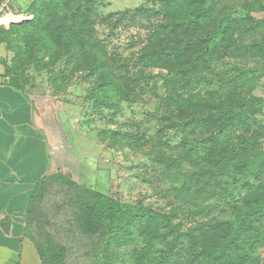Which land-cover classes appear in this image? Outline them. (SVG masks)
Returning a JSON list of instances; mask_svg holds the SVG:
<instances>
[{
    "label": "rangeland",
    "instance_id": "rangeland-1",
    "mask_svg": "<svg viewBox=\"0 0 264 264\" xmlns=\"http://www.w3.org/2000/svg\"><path fill=\"white\" fill-rule=\"evenodd\" d=\"M44 1L58 12L60 26L83 0ZM163 1L104 0L90 15L80 11V24L84 18L92 20V30L78 36L81 43L95 36L101 51L94 50L90 55L88 47L79 48L77 60L67 54L49 62L39 43L46 33L33 21V5L39 6L41 0H0V65L7 82L16 84L32 101L39 124L49 134L53 154L51 171L38 184L27 214L23 261L28 264H46L40 256L41 249L51 253L47 264H99L96 249L103 232L94 234L83 226L82 196L72 183L121 203L140 204L170 214L185 229L202 220L198 213L190 216L187 199L181 200L176 190L183 181L173 182L166 167L155 160V150L149 153L141 138L133 140V136L153 139L160 133L163 148L177 154L184 136L169 127V118L181 126L188 116L169 101L177 86L172 81L171 67L184 68L186 58L181 57L170 67L145 68L140 64L144 47L170 56L178 49H186L192 37L215 30L222 19L231 17L233 24L221 35L220 42H213L216 36L200 39L186 56L190 60L197 53L206 54L200 56L197 66V83L202 89L190 92L197 95L205 92L204 87L213 89L210 98L217 105L239 98H260L264 102V10L260 9L264 0H184L195 10L206 5L214 11L207 21H196L172 37L167 25H178L182 20L175 12L166 15ZM250 5L254 9L249 13ZM42 25H46L45 20ZM93 55L108 61L91 74ZM120 61H125L126 68L116 66ZM111 72L117 81L105 91L103 80ZM178 94L175 96H189ZM253 118L264 129V103ZM125 133L133 136L125 138ZM258 153L264 154V140ZM203 166L201 163L200 168ZM192 168L200 170L198 166ZM215 199L216 196L209 197L202 205L214 203ZM134 245L137 244L127 246V250ZM259 252L264 264V246Z\"/></svg>",
    "mask_w": 264,
    "mask_h": 264
},
{
    "label": "trees",
    "instance_id": "trees-1",
    "mask_svg": "<svg viewBox=\"0 0 264 264\" xmlns=\"http://www.w3.org/2000/svg\"><path fill=\"white\" fill-rule=\"evenodd\" d=\"M102 1L104 0H83L73 16L60 26L58 23L62 19H59L58 12L50 8L51 4L41 0L39 6L33 5V21L46 33L39 40L40 50L46 52L49 62L57 61L67 54L77 60L80 57L79 48L88 47L87 53L90 55L95 53L94 50L101 51L99 40L94 39L95 36L84 40V44L78 37L91 29L89 25H92V20L84 18L81 24L77 20L82 17H79L80 11L90 15ZM183 1H163L166 15L170 16L175 12L182 20L181 24L167 25L170 37L177 30L194 26L196 21H207L214 11L213 7L206 5L198 11L188 7L186 1ZM262 6L260 9L264 10V5ZM253 9L252 5L247 6L249 13ZM44 20L46 25H42ZM233 21L231 17L222 19L214 31L192 37L185 44L186 49H178L170 56L146 47L142 50L140 64L145 68L170 67L181 57L186 58L184 68L171 67L172 81L177 86L173 88L172 92L175 93L169 97V101L172 100L171 103L178 109L188 113L181 126L169 118V127L176 128L184 136V141L178 144L179 152L169 154L163 148L160 133H156L153 139L124 134L125 138L133 136V140L141 138L144 141L143 148L149 150V153L155 150V160L166 167L167 176L173 177V182L183 181L176 190L181 200L187 199L190 216L195 217L198 213L202 220L196 221V225L190 229H185L170 214L140 204L121 203L72 183L82 196L80 205L84 214L83 226L94 234L103 232L100 247L96 249L99 264H261L263 256L259 251L264 246V154L259 156L258 151L264 140V129L258 127L253 116L262 107L263 99L239 98L227 105H217L210 98L215 91L213 89L204 87L205 92H198L197 95L190 92L193 88L202 89L201 83H197V66L203 52L197 53L190 60L186 56L200 39H212L216 36L213 42H220L221 35ZM252 22L257 24L256 21ZM69 31L74 35L70 37L67 33ZM57 46L59 48L55 49ZM210 57L213 58L214 53ZM90 60L91 74L100 71L108 61L106 59L103 62L96 55ZM125 65L124 61L116 66L126 68ZM201 75L200 73V78ZM116 81L117 76L111 72L103 80V89L106 91L114 87ZM9 84L22 91L16 84ZM209 84H212L211 81ZM176 92L181 96L188 93L189 96H175ZM201 163L205 164L202 168ZM192 166H198L200 170L196 171ZM186 173L191 174L187 179ZM215 196L214 203L202 205L207 198ZM34 198L35 195L29 210ZM134 243L137 245L132 246L131 251L127 250V246ZM50 255L51 253L41 249L40 256L45 258L46 264Z\"/></svg>",
    "mask_w": 264,
    "mask_h": 264
},
{
    "label": "crops",
    "instance_id": "crops-1",
    "mask_svg": "<svg viewBox=\"0 0 264 264\" xmlns=\"http://www.w3.org/2000/svg\"><path fill=\"white\" fill-rule=\"evenodd\" d=\"M52 164L49 134L32 101L7 82L0 65V264H28L23 261L27 214Z\"/></svg>",
    "mask_w": 264,
    "mask_h": 264
}]
</instances>
